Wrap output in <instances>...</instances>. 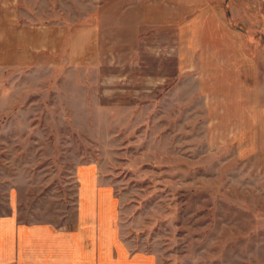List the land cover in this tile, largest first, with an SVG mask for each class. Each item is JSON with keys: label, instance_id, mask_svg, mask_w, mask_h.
I'll return each mask as SVG.
<instances>
[{"label": "rangeland", "instance_id": "rangeland-1", "mask_svg": "<svg viewBox=\"0 0 264 264\" xmlns=\"http://www.w3.org/2000/svg\"><path fill=\"white\" fill-rule=\"evenodd\" d=\"M225 1L264 73L261 2ZM105 4L0 0V208L71 225L91 168L138 264H264V145L232 143L196 74L180 87L168 43L121 31Z\"/></svg>", "mask_w": 264, "mask_h": 264}, {"label": "crops", "instance_id": "crops-1", "mask_svg": "<svg viewBox=\"0 0 264 264\" xmlns=\"http://www.w3.org/2000/svg\"><path fill=\"white\" fill-rule=\"evenodd\" d=\"M259 1L264 16V0ZM105 2L106 12L120 18L121 31L160 35L159 48L168 43L175 72L185 80L181 88L191 85L186 75L196 74L195 91L217 98L218 121L238 130L239 140L232 143L249 135L254 144L264 145L257 138L264 128V73L246 50L245 31L231 18L225 0ZM165 33L168 41L160 39ZM75 176L80 189L71 225L23 221L16 202H5L7 208H0V264H138L143 254L130 250L118 230V204L109 178L91 168H79Z\"/></svg>", "mask_w": 264, "mask_h": 264}]
</instances>
